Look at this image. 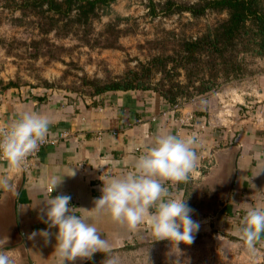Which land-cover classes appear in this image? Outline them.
<instances>
[{"label": "crops", "instance_id": "0c3cea01", "mask_svg": "<svg viewBox=\"0 0 264 264\" xmlns=\"http://www.w3.org/2000/svg\"><path fill=\"white\" fill-rule=\"evenodd\" d=\"M236 86L233 82L222 87L214 96L216 102L204 99L177 111L151 90L108 91L92 97L59 91L42 97L24 88L0 91V127L32 111L52 121L49 136L66 135L11 174L12 191L0 189V246L54 250V236L50 243L39 235L29 238L47 228L41 217L51 181L63 178L51 196L70 195L74 211L90 216L87 210L101 196L100 179L132 171L134 158L160 132L197 137L198 160L189 179H198L214 196L216 192L217 198L227 199L223 211L236 205L245 214L250 207H264V75ZM189 113L205 121L203 131L179 122ZM6 172L0 159V175ZM96 223L114 245L147 230H128L107 217Z\"/></svg>", "mask_w": 264, "mask_h": 264}, {"label": "rangeland", "instance_id": "374dc122", "mask_svg": "<svg viewBox=\"0 0 264 264\" xmlns=\"http://www.w3.org/2000/svg\"><path fill=\"white\" fill-rule=\"evenodd\" d=\"M153 1L155 10L152 0H109L92 22L76 25L68 17L57 16L58 28L45 32L42 26L48 19L15 8L13 0H0V91L24 88L42 97L53 91L92 97L98 86L136 77L149 81L145 90L159 95L176 93L173 105L182 109L204 99L216 102L214 96L222 87L233 82L241 87L244 81L264 75V57L251 53L243 55L237 76L222 80L217 89L207 93L196 88L200 82L188 84L184 70L179 74L158 70L163 64L155 58L173 61L185 39L201 35L226 14L208 12L199 18L190 13L169 15L163 11L167 0ZM173 193L187 199L194 209L192 218L201 224L194 242L181 243L179 251L170 241H156L146 230L114 245L122 264H264V235L255 252L238 237L245 215L238 206L223 211L227 199L217 198L216 192L214 196L198 179L181 183ZM214 208L219 209L210 212ZM40 249L27 244L0 246V252L8 254L14 264H54L53 248ZM104 259V254L97 252L74 264H103Z\"/></svg>", "mask_w": 264, "mask_h": 264}, {"label": "clouds", "instance_id": "9594fccd", "mask_svg": "<svg viewBox=\"0 0 264 264\" xmlns=\"http://www.w3.org/2000/svg\"><path fill=\"white\" fill-rule=\"evenodd\" d=\"M51 123L45 115L23 111L0 127V159L7 167V172L0 175V189L13 190L11 174L24 168L28 157L47 141ZM196 143L194 135L158 133L151 145L134 158L132 171L100 179L101 196L87 210L90 216L74 211L70 195L51 196L63 178L59 182L53 179L41 217L47 228L33 232L29 238L39 235L50 243L54 236V264H74L77 259H91L97 252L104 254L103 264H122L113 251V240L102 234L96 223L104 217L128 230L145 226L156 241H170L179 251L181 243L191 245L201 224L192 218L194 209L187 199L174 195L172 189L187 182L196 168ZM237 234L247 249L255 252V245L264 235V207H250L240 220ZM0 264L14 261L0 252Z\"/></svg>", "mask_w": 264, "mask_h": 264}, {"label": "trees", "instance_id": "16d2710c", "mask_svg": "<svg viewBox=\"0 0 264 264\" xmlns=\"http://www.w3.org/2000/svg\"><path fill=\"white\" fill-rule=\"evenodd\" d=\"M109 0H13L15 8L32 12L48 19L42 30H56L59 24L57 16H65L76 25L92 22L97 18L99 9ZM155 2L152 7L155 10ZM166 14L190 13L199 18L208 12L225 13L226 17L197 37L185 39L178 57L173 61H163L161 71L184 70L188 84L195 85L201 93L218 88L222 80H228L239 74L243 55L251 53L264 57V0H196L180 3L167 0L163 5ZM68 26V25H67ZM206 76H209L206 79ZM149 81L141 78H125L98 86L95 95L117 90H145ZM94 95V96H95ZM166 104L173 107L176 93L161 94Z\"/></svg>", "mask_w": 264, "mask_h": 264}, {"label": "built area", "instance_id": "2783aa9c", "mask_svg": "<svg viewBox=\"0 0 264 264\" xmlns=\"http://www.w3.org/2000/svg\"><path fill=\"white\" fill-rule=\"evenodd\" d=\"M173 109H175L177 111V110H180L181 107L176 104L173 106ZM179 122L182 124H185V125H190L192 127H195V129H197V131L198 130L203 131L206 127L205 121L203 119L196 117L192 113L185 114L182 118H180ZM65 136L66 135H64V134H59L55 137L48 136L47 141L40 146L39 150L34 155L28 157L26 163L29 164L30 162L34 161L36 158L39 157L41 151L45 147H47L48 145L58 144L61 141V139L64 138ZM174 189H172V191H174Z\"/></svg>", "mask_w": 264, "mask_h": 264}]
</instances>
